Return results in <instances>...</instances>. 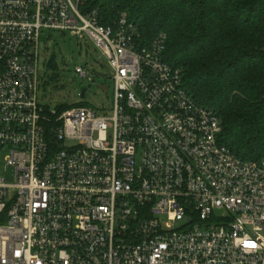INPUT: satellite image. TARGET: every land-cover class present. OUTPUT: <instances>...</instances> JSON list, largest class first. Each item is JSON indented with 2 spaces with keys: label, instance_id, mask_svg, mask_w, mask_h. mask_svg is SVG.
<instances>
[{
  "label": "built area",
  "instance_id": "2783aa9c",
  "mask_svg": "<svg viewBox=\"0 0 264 264\" xmlns=\"http://www.w3.org/2000/svg\"><path fill=\"white\" fill-rule=\"evenodd\" d=\"M100 17L89 0H0V264H264V160L219 142L166 34L141 45L126 13ZM46 32L101 53L111 111L41 102Z\"/></svg>",
  "mask_w": 264,
  "mask_h": 264
},
{
  "label": "trees",
  "instance_id": "16d2710c",
  "mask_svg": "<svg viewBox=\"0 0 264 264\" xmlns=\"http://www.w3.org/2000/svg\"><path fill=\"white\" fill-rule=\"evenodd\" d=\"M89 6L105 26L126 13L141 45L166 34L163 59L181 70L189 94L217 113L219 142L241 159L264 160V0H89Z\"/></svg>",
  "mask_w": 264,
  "mask_h": 264
},
{
  "label": "rangeland",
  "instance_id": "374dc122",
  "mask_svg": "<svg viewBox=\"0 0 264 264\" xmlns=\"http://www.w3.org/2000/svg\"><path fill=\"white\" fill-rule=\"evenodd\" d=\"M55 64V68L51 64ZM84 67L97 77L93 81L75 73ZM101 53L88 40L78 39L70 33L46 32L40 46L39 97L41 102L57 109L62 106H91L97 110H112L114 85ZM92 84L91 89H87ZM87 89L85 98L81 97ZM3 174V170L1 171ZM216 217H227L217 210ZM163 220L165 216H161Z\"/></svg>",
  "mask_w": 264,
  "mask_h": 264
},
{
  "label": "water",
  "instance_id": "95a60500",
  "mask_svg": "<svg viewBox=\"0 0 264 264\" xmlns=\"http://www.w3.org/2000/svg\"><path fill=\"white\" fill-rule=\"evenodd\" d=\"M92 88V85H89L87 89H91ZM87 89L83 90L82 93H81V97L82 98H85L86 96V93H87Z\"/></svg>",
  "mask_w": 264,
  "mask_h": 264
}]
</instances>
